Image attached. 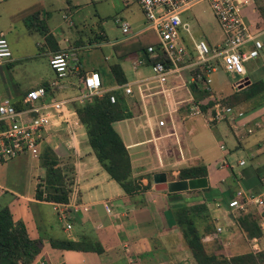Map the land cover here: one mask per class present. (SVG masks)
Wrapping results in <instances>:
<instances>
[{"label": "crops", "instance_id": "obj_1", "mask_svg": "<svg viewBox=\"0 0 264 264\" xmlns=\"http://www.w3.org/2000/svg\"><path fill=\"white\" fill-rule=\"evenodd\" d=\"M119 1L123 6L131 4L124 5L121 0ZM257 1L259 5L263 3L260 0ZM8 2L15 11L9 12L5 17L8 20L13 18L19 20L18 35L22 36L20 41L26 45V49L22 48L20 49L22 52L16 53V56L22 53V57H18L17 61L31 59L36 52L48 60L49 53L53 51L44 42V35L38 32L40 38L35 42L33 39H29L30 37H26V34L31 36V33L35 32L30 33L25 27L32 9L38 8L37 18L46 20L40 11L41 1L36 0L23 6H17V0H0V5ZM67 3L68 1H66ZM255 6L254 0H247V3L242 6L244 20L250 25L258 16ZM69 7L65 6V10H67L70 19ZM190 9L186 11L189 12L188 14L184 12L181 17L189 21L192 35L193 26L190 22L191 19L189 20L192 17ZM65 10L60 13V17L62 13H65ZM119 21L122 20L119 19ZM115 23L119 24L116 18ZM45 25L47 33L53 36L59 50L64 48L74 52L78 48L89 51L88 48L92 45L106 47V52L102 55L104 67L97 66L90 69L97 71L104 88L113 86L108 69L110 63L117 62L119 64L126 81L135 76L147 77L150 74L147 65L138 67L137 72L132 70V63L140 56L137 49L140 45L149 42L150 39V36L144 33L149 30L144 21L143 26L139 28L134 26L133 31L127 33L129 35L111 42L108 41L106 33L101 27L97 34L92 35L96 36L97 44H94L93 39L90 38L84 44L76 38L63 37L61 30L55 31L49 28L47 22ZM0 27L3 26L0 24ZM118 27L121 34L126 35L122 33L120 26ZM2 29L0 28V31ZM66 39L71 42L67 43ZM205 39L212 47L220 43L222 35L216 41L212 36ZM40 41L43 42V46H36L34 50V44L36 45V42ZM140 41L142 42L140 43ZM249 46L250 43H247L243 48L246 49ZM14 61L15 58H12L5 66L11 65ZM0 65L2 66V63ZM78 66L79 71L83 74L90 71L82 69L79 64ZM11 68L13 66L7 70H11ZM244 69L247 81L236 89L232 87V84L238 75L234 74L236 78L225 84L226 72L221 64L214 67L209 76L212 75L208 84L210 93L207 100L223 98L232 93H241L254 83H262L261 86L254 87L253 92L256 94L242 103L233 105L243 111L242 116L234 119L236 130L226 120L210 125L203 122L201 126L205 124L208 128L207 132L205 129L201 131L199 128H193L192 124H195L194 120H197V117L191 116L188 109L189 102L193 99V93L189 86L184 84L185 76L182 72L179 78L168 77L162 87L163 91L157 83L146 82L141 86L144 95L142 98H139L134 88L132 95L123 94L128 110L131 112L130 103L133 101L134 104H137L140 113L135 116L130 113L129 117L112 123V127L120 136L129 155L132 175L144 174L140 178L142 183L147 181L145 177L147 173L151 175L154 172L163 171L166 177L168 174L171 176L168 180H175L180 167L196 164L205 166L207 186L220 191L197 193L206 200L214 228L213 232L215 227H220L219 224H230L229 226L238 230L233 222V215L229 213L232 208L227 206V201L238 189L258 194L260 191L259 180L264 174V49L259 52L258 56L245 61ZM3 73L4 70L0 69L3 89L0 101L4 98L9 99L12 103L22 101L26 91L37 87L46 89L45 101H48L54 97V94L57 95V98L74 95L78 88L77 81L76 83L63 82L62 79L58 80L54 87H49L48 83L54 79V73L41 75L32 72L29 78L24 80L25 88L20 92L18 91L19 86L13 87L10 83L4 86ZM70 74H75V72L70 71L65 77ZM10 88L13 89V98L10 96L3 98V94H10ZM120 94L122 95V93ZM144 107H147L146 112H143ZM149 108L152 110L149 111ZM158 119H162L164 125L157 126ZM75 120L74 127L68 128L62 123L59 127L52 128L46 141L40 145V150L44 145L49 146L58 157L61 172L67 171L66 174L71 175L66 203L39 200L34 197V188L37 183L42 191V197L45 196L44 181L42 180L44 168L40 165L39 156L32 158L27 154H20L13 157L27 156L30 158L17 164L27 170L24 181L26 189L9 187L6 190L0 185V195L8 191L20 204V207L22 205L26 207L25 210L28 207L33 209V215L30 216H26L22 210L10 213L13 220H21L24 223L30 237H42V252L37 258L43 257L47 264H195L179 230L173 223L170 210L174 205L189 199L182 195L186 191L168 195L164 191L154 190L151 183V186L141 193L144 199L143 204L136 206L98 164L87 144L82 125L77 118H73L72 122ZM254 123H259V126L255 127ZM242 125L254 127L253 132L249 135L244 134ZM216 135L224 138L228 144L227 148L217 139ZM211 139L214 141L219 155L210 153L208 145H210ZM236 151H242L240 154L245 156V158L236 160L235 163L239 168H233V165L226 160L227 155ZM31 158L35 161L31 162ZM239 161H243V163L239 164ZM210 177L213 180L209 184L208 178ZM24 182H22L23 185ZM29 184L31 188H28ZM66 224L70 225L69 229L65 227ZM212 233L202 238L207 251L220 253L226 257L246 252L234 251L232 253L231 251L242 246L237 241L241 232L236 230L233 233L230 232V241L220 240L221 233H218L217 236H213ZM48 238L95 241L101 246L102 251L96 253L92 250L58 249L49 244ZM257 248H259V242L256 238H252L249 250Z\"/></svg>", "mask_w": 264, "mask_h": 264}, {"label": "built area", "instance_id": "obj_2", "mask_svg": "<svg viewBox=\"0 0 264 264\" xmlns=\"http://www.w3.org/2000/svg\"><path fill=\"white\" fill-rule=\"evenodd\" d=\"M124 4L136 3L143 15L146 28L151 30L157 40V50L165 58V62L156 61L146 64L143 57L139 56L132 63V70L147 65L150 74L147 77H138L125 81L122 84H114L110 88H104L97 71L90 70L78 78V88L74 95L63 98L51 97L45 101L46 89L37 87L26 91L22 98L25 104L20 110H15L13 103L4 98L0 101V161H4L20 154H27L37 158L40 153V145L46 141L52 128L59 127L62 123L66 127H74L76 113L72 103L83 104L89 102L93 96H101L105 92L109 94V101L114 102V91L125 95H132L133 88L139 98H142L141 86L146 82H155L162 88L168 77L179 78L182 71L187 72L195 66L201 67L205 72V83L209 84V74L214 69L210 60H217L224 71L238 75L233 81L234 89L241 87L247 81L244 62L258 56L264 49V28L255 30L250 23L244 20L242 6L247 0H121ZM206 3L213 19L215 20L222 40L216 46L210 47L204 39L195 40L191 35L189 21L181 17L193 5ZM62 19H69L68 13H64ZM122 33H130L126 22L119 21ZM71 24V23H70ZM185 37V38H184ZM250 43L248 48H243ZM149 57L157 54L151 45L146 47ZM11 53L8 43L2 31H0V64L10 59ZM191 57V58H190ZM74 53L68 49H61L49 53L48 65L54 73V79L48 83L54 87L58 79L64 78L70 71H79L75 64ZM197 77H199L197 75ZM195 81L194 76L188 74L184 84L187 86ZM212 105L203 112L200 101L190 100L189 114L200 115L209 123H217L226 120L234 130L237 129L234 119L240 117L243 111L234 106L220 103L216 98ZM157 126L164 125L162 119L156 121ZM255 127L259 123H254ZM254 127L242 125L244 134L249 135ZM222 148V145H220ZM242 161H240V164ZM260 191L258 194L247 193L242 189L234 192L227 201V206L232 209L245 210L246 205L253 204L258 213L264 210V174L260 177ZM263 224L264 219L262 218ZM263 224H260L261 227ZM69 229L70 225L65 226ZM220 227H215L213 236L221 232ZM33 264H47L43 257L37 258Z\"/></svg>", "mask_w": 264, "mask_h": 264}, {"label": "trees", "instance_id": "obj_3", "mask_svg": "<svg viewBox=\"0 0 264 264\" xmlns=\"http://www.w3.org/2000/svg\"><path fill=\"white\" fill-rule=\"evenodd\" d=\"M257 18L252 26L255 30L264 28V3L259 5L254 0ZM39 9L34 8L29 13V18L25 27L28 32H39L44 35L45 42L50 46L51 51H59L53 36L47 33L45 21L38 19ZM101 38V36H99ZM142 41H140L141 43ZM151 45L157 51L153 57H149L146 47ZM139 55L143 57L146 64L156 61L165 62V58L157 50V42L151 44L147 42L137 49ZM191 58V57H190ZM109 73L114 84H122L126 78L117 62L108 65ZM186 73V72H185ZM83 73L76 72L79 78ZM187 74L194 76L195 81L188 86L193 93L194 102L200 101V108L203 112L209 108L215 99H208L210 93L205 83V72L199 67L187 71ZM185 75V74H184ZM197 75L199 77H197ZM262 83H254L241 93H232L223 98L217 99L220 103L233 106L242 103L250 98L254 93V87L261 86ZM113 91L105 92L101 96H93L89 102L83 104L72 103L79 123L82 125L86 141L94 154L98 164L107 173L109 178L116 182L121 190L133 201L136 206L143 204L141 193L151 186V180L147 179L142 183L141 176H133L130 164V158L127 150L118 135L112 127V123L130 116V111L126 107L119 91H114L115 100L110 102L108 97ZM22 101L13 103L15 110L24 107ZM40 165L44 168L45 196L42 197V191L39 183L35 185L34 197L51 202L66 203L69 192V178L71 175L62 173L58 157L53 153L49 146H43L39 153ZM206 168L202 164H196L187 167H180L177 170V179H189L196 177H205ZM201 191L220 192L218 189L204 187L200 189L186 190L188 193H198ZM166 192L173 195L176 192ZM194 196V197H192ZM184 202L174 205L171 210L173 223L179 230L181 238L190 252L195 264H264V247L262 249L248 250L243 253H237L228 257L220 253L207 251L202 242V238L212 233L214 228L210 220V214L206 200L200 195H192ZM136 197V198H135ZM264 203V201H263ZM257 216V217H256ZM259 220L264 219V210L260 214L251 210H238V214L233 216V222L248 240L252 238L259 239L264 234ZM49 244L58 249L87 251L92 250L96 253L102 251L101 246L95 241L70 239H51ZM42 252V237H30L21 220H13L9 209L6 206L0 207V264H32Z\"/></svg>", "mask_w": 264, "mask_h": 264}, {"label": "rangeland", "instance_id": "obj_4", "mask_svg": "<svg viewBox=\"0 0 264 264\" xmlns=\"http://www.w3.org/2000/svg\"><path fill=\"white\" fill-rule=\"evenodd\" d=\"M36 0H17V6H23L26 3H32L35 2ZM40 11L44 18L45 23L47 22V26L51 29H54L55 31H62V36L66 38H73V39H78L80 43H84L90 39H93L92 42L94 44L98 43V40H96V36H92L97 34L99 29H104V32L106 33L108 41H115L123 36H127L129 34L123 35L120 32L119 29V24L115 23V18L120 19L122 21H125L126 23L129 24L130 26V31H133L134 26L136 27H141L143 26V15L136 3H131L127 6H123L119 0H40ZM66 1L68 3L66 4ZM264 3V0H260ZM11 2V1H10ZM10 2L4 3L0 5V24L3 27L2 32L4 34V37L8 43V47L10 49V59L7 61L8 63L12 60V58H15V61L8 66H5L7 62L2 63V66L0 65V69L4 70V73L2 74V78L5 82L4 86H7V83H10L13 85V87H17L18 91H22L25 88V84L23 83L24 80H27L29 78V75L34 72L35 74H52V70L50 69L48 65V60L44 56H39V52L36 54L34 53V56L31 59H20L17 61L18 57H22V53L18 56H16V53L18 51H21L20 49L25 48L26 45L20 41L18 31L20 29V24L19 20L17 18H13L12 20H8L7 17H5L9 12L15 11L13 7H10ZM125 5V4H124ZM65 6H70V14L69 17L70 19H62L60 13L65 10ZM65 13L67 10L64 11ZM68 13V12H67ZM189 12H186L185 14H188ZM190 14L192 17L189 18L191 19V24H192V35L195 40L197 39H204L205 38L212 36L215 41L221 37V32L219 31V28L213 19L211 12L207 6L206 3H199L190 9ZM44 21V19H42ZM72 22V25L70 24ZM195 25V26H194ZM23 27V26H21ZM25 28V27H24ZM146 35L150 36L149 43L154 44L157 42L156 37L154 33L151 30H146L144 32ZM26 37H30L29 39H33L34 42L35 40H39L40 34L38 32L31 33V36H28L26 34ZM185 38V37H184ZM43 41V40H42ZM36 42V45L34 44V50L36 49V46H43V42ZM69 39L66 42L69 43ZM104 41V40H103ZM214 41V42H215ZM45 42V40H44ZM71 42V41H70ZM207 42V41H206ZM30 46V45H29ZM216 46V45H215ZM106 47H99L92 45L90 46L89 51H85L83 49H76L74 53L75 59V64H79L82 69L84 70H90L92 68H95L97 66H100L101 68L104 67L103 65V53L106 52ZM22 52V51H21ZM211 65L214 67L218 66L220 63L217 60H210ZM11 70H7L9 67H12ZM104 69V68H103ZM183 74H185L184 81L187 80L188 74L185 71H182ZM216 74V73H215ZM210 76V74H209ZM211 77H209V80ZM236 78L234 74H229L226 73L224 82L225 84L230 83ZM63 82H71V83H76L78 82L77 76L75 74H70L67 77L61 78ZM58 79V80H61ZM2 79L0 77V94L3 93V89L1 87L2 85ZM210 83V81H209ZM13 89L10 88V94H3L2 97H7L10 96L12 97ZM54 97L57 98V95H53ZM131 115L135 116L140 113L139 108H137V104H134L133 101H131ZM149 107V106H148ZM147 109V107L143 108V112ZM151 108H149L150 111ZM152 110V109H151ZM148 111V110H147ZM146 112V111H145ZM151 114V113H150ZM152 115V114H151ZM191 116H196L197 120H194L195 124L193 125V128H199L201 131L205 129L207 132L208 128L205 126L206 122L203 120V117L200 115H191ZM152 117V116H151ZM203 126H201L202 123ZM209 123L208 125H210ZM217 139L220 140L221 143H223L224 147L227 148L228 144L224 140V138L217 136ZM209 151L210 153H215L219 155V151L216 148V145L214 141L211 139ZM242 151H236V152H231L229 155L226 156V160L229 164L233 165V168H239L236 165V160L238 158H245L243 154H240ZM29 160L30 158L27 156H21L17 158H11L7 159L4 161H0V185L2 187H5L6 190L11 187L13 189H26L25 185V179H26V174L27 170L23 169L22 166H18L20 162H23L25 160ZM35 160L31 158V162H34ZM243 163V161H242ZM241 163V164H242ZM33 164V163H32ZM240 164V161H239ZM144 174H137L134 176H141ZM145 177L147 179L151 180V175L150 173L145 174ZM171 178V176L168 174L167 179ZM212 178H208L209 184L212 183ZM24 182V185L22 184ZM152 183V182H151ZM31 188V185H28V188ZM183 197H188L190 198L192 195L199 196L197 193L192 194V193H187L182 194ZM194 197V196H192ZM199 198V197H196ZM264 201V196L261 197ZM6 206L11 213H15L17 210H22V212L26 216L33 215V209L31 207H28V209L25 210L26 207H23L14 199V197L10 194V192L6 191L5 194L0 195V207ZM239 209H231V213L233 216L238 214ZM251 210L253 213L256 215L257 209L254 207L253 204H248L245 207V210L242 211H247ZM257 217V216H256ZM258 222L260 224H263L262 220H259L257 218ZM221 223V222H220ZM64 225V222H63ZM228 225H223L219 224V226L222 228L221 234H220V240L222 241H230L231 238L229 237V233L235 232H240L238 229H234L233 226ZM264 229V224L262 226ZM230 230V231H229ZM238 244L242 245L240 248L237 249H232V253L235 252H242V251H247L249 250V244L251 242V239L248 240L244 237L243 233L237 237ZM259 242V248L257 249H262L264 247V234L257 239Z\"/></svg>", "mask_w": 264, "mask_h": 264}, {"label": "water", "instance_id": "obj_5", "mask_svg": "<svg viewBox=\"0 0 264 264\" xmlns=\"http://www.w3.org/2000/svg\"><path fill=\"white\" fill-rule=\"evenodd\" d=\"M151 182L154 190L167 191L169 193L200 189L207 186L205 177L168 180L163 171L152 173Z\"/></svg>", "mask_w": 264, "mask_h": 264}]
</instances>
